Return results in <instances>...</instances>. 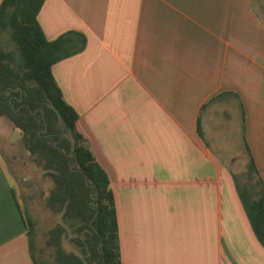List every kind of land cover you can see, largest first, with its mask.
I'll return each instance as SVG.
<instances>
[{
	"label": "crops",
	"instance_id": "1",
	"mask_svg": "<svg viewBox=\"0 0 264 264\" xmlns=\"http://www.w3.org/2000/svg\"><path fill=\"white\" fill-rule=\"evenodd\" d=\"M37 21L85 39L51 70L108 176L121 262L264 264L237 175L251 159L264 184V0H45ZM26 232L0 153V264H33Z\"/></svg>",
	"mask_w": 264,
	"mask_h": 264
},
{
	"label": "trees",
	"instance_id": "2",
	"mask_svg": "<svg viewBox=\"0 0 264 264\" xmlns=\"http://www.w3.org/2000/svg\"><path fill=\"white\" fill-rule=\"evenodd\" d=\"M44 1L0 3V32L10 31L20 57L15 64L12 53L0 45V117L20 130L24 148L52 181L46 205L63 219L48 231L46 240L54 250V264H123L108 176L77 131V113L64 101L51 70L59 60L83 49L85 39L67 32L47 40L37 21ZM248 167L255 174L251 159ZM238 193L264 246V184L259 178L255 183H239ZM23 216L29 252L33 264H39L35 221L28 213ZM68 231L80 254L62 247Z\"/></svg>",
	"mask_w": 264,
	"mask_h": 264
},
{
	"label": "rangeland",
	"instance_id": "3",
	"mask_svg": "<svg viewBox=\"0 0 264 264\" xmlns=\"http://www.w3.org/2000/svg\"><path fill=\"white\" fill-rule=\"evenodd\" d=\"M0 45L12 53L15 64L20 61L17 46L9 30L0 32ZM0 153L21 209L35 221L34 242L39 264H54V250L46 245V240L48 231L63 223V219L61 214L54 213L46 205V197L53 186L52 181L33 162V158L24 148L20 130L4 118H0ZM237 175L244 184L256 182V177L250 172L248 165L240 166ZM251 175V180H248ZM71 237L74 235L68 231L62 239V247L68 252L80 254V247L71 241Z\"/></svg>",
	"mask_w": 264,
	"mask_h": 264
}]
</instances>
